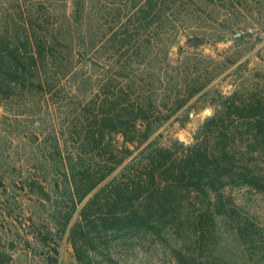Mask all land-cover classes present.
I'll use <instances>...</instances> for the list:
<instances>
[{"label": "trees", "instance_id": "16d2710c", "mask_svg": "<svg viewBox=\"0 0 264 264\" xmlns=\"http://www.w3.org/2000/svg\"><path fill=\"white\" fill-rule=\"evenodd\" d=\"M125 1L117 38L102 22L107 0H71L64 33L50 40L35 31L31 13L23 17L25 0H7L0 14V106L26 97L35 82L40 88L66 78L75 86L81 119L70 137L78 145L69 151L65 143L63 150L61 135H54L49 151L60 168L55 186L63 189L50 205L55 232H67L78 264H121L98 245L142 233L163 240L176 264H264V98L212 92L181 46L179 57L170 58L185 26L183 16L175 18L187 11L180 0ZM136 23L157 24V71L145 53L150 40L128 49L127 32ZM71 28L74 37L66 34ZM198 40L190 46H201ZM197 103L212 114L190 144L151 139L172 118L183 127ZM179 111L182 119L174 117ZM50 252L58 255L53 246Z\"/></svg>", "mask_w": 264, "mask_h": 264}, {"label": "rangeland", "instance_id": "374dc122", "mask_svg": "<svg viewBox=\"0 0 264 264\" xmlns=\"http://www.w3.org/2000/svg\"><path fill=\"white\" fill-rule=\"evenodd\" d=\"M25 1L23 17L26 12L29 17L31 13L36 32L47 40L62 36V23L72 11L71 0ZM123 1L107 0L105 4L108 14L102 22L109 21L112 25L108 37L117 38L121 32L117 13L130 4L127 2L126 6ZM180 2L187 11L175 18L183 16L185 26L178 28L180 33L170 48V58L175 61L179 57L177 47L181 46L183 59L198 70L204 81L210 79L207 88L212 92L219 91L228 96L236 91V97L241 98L245 93L255 91L264 98V0ZM35 9L39 13H33ZM3 10H7V0H0V12ZM51 24L56 30H50ZM156 27L157 24L149 29L138 23L136 26L130 24L127 32L133 35L128 39L129 50L150 40L145 53L149 54L154 71L158 70L157 58L162 54L157 49L160 34ZM66 34L74 37L77 31L71 28ZM198 39H201V46H190L200 43ZM90 74L96 81L100 77L98 70L90 71ZM57 80L54 78L48 83L51 86L46 84L40 88L35 82L26 97H12L0 106V264H53L51 259L55 257V264H78L67 232L62 236L55 232L57 228L50 211L51 203L63 193V189L55 186L57 177L54 172L60 168L50 160L52 138L61 135L62 149L66 148V143L67 150H73L78 144L76 137H70V134L80 128L75 121L81 119L76 93L72 92L75 86L66 78L55 82ZM209 99L212 101V94ZM200 107L198 103L193 105L183 127L172 118L162 124L151 139L166 146L175 140L190 144L194 133L212 114L211 107ZM179 114L180 111L174 117ZM182 118L183 115H179V119ZM130 149L134 150V147ZM136 153L134 150L133 154ZM42 156L48 159L47 163L43 162ZM104 162L101 165L105 166ZM26 179L35 182L36 186L28 188ZM261 207L264 208V203ZM130 237L107 238V244L98 246L121 264H176L169 246L159 237L143 233ZM52 246L56 248L57 256L51 254ZM94 254L100 258L97 252Z\"/></svg>", "mask_w": 264, "mask_h": 264}]
</instances>
